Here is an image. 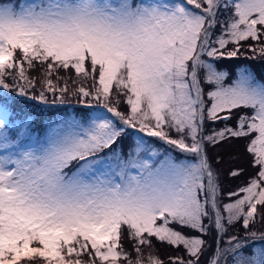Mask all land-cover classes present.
<instances>
[{"label":"snow or ice","instance_id":"6c2138e0","mask_svg":"<svg viewBox=\"0 0 264 264\" xmlns=\"http://www.w3.org/2000/svg\"><path fill=\"white\" fill-rule=\"evenodd\" d=\"M242 55L264 0H0V264H264V73L218 67ZM69 97L33 138L24 106ZM241 138L224 203L208 149Z\"/></svg>","mask_w":264,"mask_h":264},{"label":"trees","instance_id":"16d2710c","mask_svg":"<svg viewBox=\"0 0 264 264\" xmlns=\"http://www.w3.org/2000/svg\"><path fill=\"white\" fill-rule=\"evenodd\" d=\"M247 45H245V48ZM247 55H251L248 53ZM247 65L252 67L257 74L264 73V61L256 60H248L245 57L233 58V59H223L218 62V67L228 69L229 71H233L239 66ZM49 99L51 96L49 95ZM69 101H76V98L71 97L68 99ZM52 107V108H51ZM60 107V108H53ZM24 110L27 114L33 116L36 120L34 128L39 134L44 133V130L49 125V121L53 118H60L65 113L71 114L74 112H78L76 106L71 105V103H67L66 107L61 106H46L41 104L39 101H30L27 105L24 106ZM237 113L236 115H238ZM236 119L235 116L232 120L228 121L229 126H235ZM223 123L209 124L207 126L208 131L212 128L220 129L223 128ZM247 141L243 138L241 139H232L227 143L221 144L218 147H209L208 156L213 163L214 169L219 171L220 177V185L222 189V201L224 203L229 202L227 198V194L229 192L237 191L247 179H249L255 173V169L251 166V157L246 153L245 146ZM219 161V162H217ZM239 168L242 170V175L237 178H232L228 175L230 169ZM256 230H260L262 225L259 221H257L254 226ZM186 231V230H184ZM229 234H242V229L239 225L231 228L229 230ZM225 240H227V236H225ZM156 244V243H155ZM165 244H157V253L165 260L172 255H177V251L175 248H171ZM172 251V252H171Z\"/></svg>","mask_w":264,"mask_h":264},{"label":"rangeland","instance_id":"374dc122","mask_svg":"<svg viewBox=\"0 0 264 264\" xmlns=\"http://www.w3.org/2000/svg\"><path fill=\"white\" fill-rule=\"evenodd\" d=\"M217 34H218V30H217ZM254 43V42H253ZM250 53V52H249ZM248 54V53H247ZM251 54V53H250ZM240 57H243V55L242 56H240ZM242 66V65H241ZM222 69H224V68H222ZM224 70H227V71H229L228 69H224ZM231 72V71H230ZM32 75H35V73H32ZM69 98H71V97H69ZM68 98V99H69ZM69 103H71V105H74V106H76L77 107V109H78V111H81L82 110V105H79V104H77L76 103V101H69ZM42 104V103H41ZM66 105H67V103L66 104H64L63 106L64 107H66ZM46 106H61V105H51V104H49V105H46ZM52 108V107H51ZM53 108H60V107H53ZM124 108H125V105L123 104V103H121V105H120V109L121 110H124ZM49 126V125H48ZM47 126V127H48ZM46 127V128H47ZM37 136H39V137H43L44 136V133H42V134H39L37 131H36V129H35V131L33 132V138H36ZM151 139H154V138H151ZM128 143H129V138H125L122 142H121V145L120 146H122V147H124L125 149H126V147H127V145H128ZM186 233H187V230L185 231ZM188 234H191V233H188ZM154 244H155V242H154ZM157 244H155V247H156V249H157V246H156ZM126 246V248L127 247H129L127 244L125 245ZM163 247L165 248V245H163ZM171 248H174V247H171ZM172 252V251H171ZM145 255H147V252H145ZM157 255H159L158 253H157ZM160 256V255H159ZM172 256H174V255H172ZM161 257V256H160ZM162 258V257H161ZM163 259V258H162ZM165 261H167L166 259H165Z\"/></svg>","mask_w":264,"mask_h":264}]
</instances>
